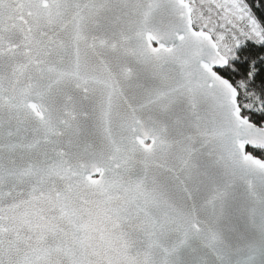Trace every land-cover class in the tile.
<instances>
[{
  "label": "snow or ice",
  "instance_id": "obj_1",
  "mask_svg": "<svg viewBox=\"0 0 264 264\" xmlns=\"http://www.w3.org/2000/svg\"><path fill=\"white\" fill-rule=\"evenodd\" d=\"M262 122L264 0H0V264H264Z\"/></svg>",
  "mask_w": 264,
  "mask_h": 264
},
{
  "label": "trees",
  "instance_id": "obj_2",
  "mask_svg": "<svg viewBox=\"0 0 264 264\" xmlns=\"http://www.w3.org/2000/svg\"><path fill=\"white\" fill-rule=\"evenodd\" d=\"M250 5H253L255 3V0H249ZM254 116H258L259 114H253ZM264 124V122H262Z\"/></svg>",
  "mask_w": 264,
  "mask_h": 264
},
{
  "label": "water",
  "instance_id": "obj_3",
  "mask_svg": "<svg viewBox=\"0 0 264 264\" xmlns=\"http://www.w3.org/2000/svg\"><path fill=\"white\" fill-rule=\"evenodd\" d=\"M94 178H99L98 176L94 177Z\"/></svg>",
  "mask_w": 264,
  "mask_h": 264
}]
</instances>
